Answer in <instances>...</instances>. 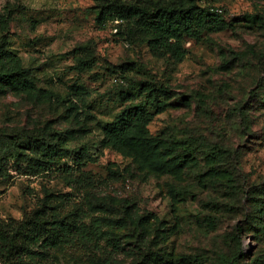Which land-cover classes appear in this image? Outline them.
<instances>
[{
    "label": "rangeland",
    "instance_id": "374dc122",
    "mask_svg": "<svg viewBox=\"0 0 264 264\" xmlns=\"http://www.w3.org/2000/svg\"><path fill=\"white\" fill-rule=\"evenodd\" d=\"M197 2L227 26L188 40L178 59L154 55L141 32L127 39L98 24L97 0H0V44L53 95L0 83V226L45 209L117 223L106 230L124 244L141 233L148 264H264V0ZM138 104L148 136L190 143L194 165L157 171L105 143V126ZM30 141L57 144L64 157L39 172L38 152L20 149ZM110 252L75 241L27 264H94Z\"/></svg>",
    "mask_w": 264,
    "mask_h": 264
},
{
    "label": "trees",
    "instance_id": "16d2710c",
    "mask_svg": "<svg viewBox=\"0 0 264 264\" xmlns=\"http://www.w3.org/2000/svg\"><path fill=\"white\" fill-rule=\"evenodd\" d=\"M97 2L98 24L115 23L117 35L127 39L137 32L143 33L150 51L157 56L172 55L184 59L187 53L185 43L188 40H199L204 34L218 33L227 26L221 11L202 6L197 0H173L169 3L155 0ZM0 83L41 101L53 97L28 77L21 60L3 44H0ZM146 90L151 94L153 92L147 86ZM76 94L82 97L85 93L77 89ZM149 123L150 117L142 104L129 106L105 126L104 141L144 158L157 171L178 175L195 164V154L190 143L151 138L147 134ZM22 148L38 152L42 159L37 164L39 172L51 170L53 159L64 157L63 149L57 144L30 141L24 143ZM216 155L214 152L213 156ZM117 225L103 220H93L86 224L77 218H58L45 209H39L17 225L0 226V258L4 264H27L31 260L44 258L50 250L68 246L75 241L95 240L104 243L111 252L105 259L94 264H115L114 255L130 256L134 258V264H148L147 240L138 233L133 244H124L106 230L107 227ZM179 262L184 264L186 259L181 258ZM237 263V256L222 261V264Z\"/></svg>",
    "mask_w": 264,
    "mask_h": 264
}]
</instances>
